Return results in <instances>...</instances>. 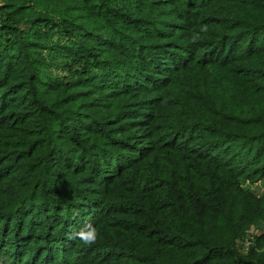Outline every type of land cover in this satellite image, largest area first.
<instances>
[{
  "label": "trees",
  "instance_id": "obj_1",
  "mask_svg": "<svg viewBox=\"0 0 264 264\" xmlns=\"http://www.w3.org/2000/svg\"><path fill=\"white\" fill-rule=\"evenodd\" d=\"M253 175L264 0H0V264H264Z\"/></svg>",
  "mask_w": 264,
  "mask_h": 264
},
{
  "label": "rangeland",
  "instance_id": "obj_2",
  "mask_svg": "<svg viewBox=\"0 0 264 264\" xmlns=\"http://www.w3.org/2000/svg\"><path fill=\"white\" fill-rule=\"evenodd\" d=\"M252 179H248V180H242L241 183L244 187L248 188L250 191H253L255 193L258 194H264V176H251ZM257 178V179H256ZM260 230L259 231H255L254 229H248L247 231V236H249V239L252 241H254L255 237L261 233L264 232V226H259ZM264 248V246H263Z\"/></svg>",
  "mask_w": 264,
  "mask_h": 264
},
{
  "label": "clouds",
  "instance_id": "obj_3",
  "mask_svg": "<svg viewBox=\"0 0 264 264\" xmlns=\"http://www.w3.org/2000/svg\"><path fill=\"white\" fill-rule=\"evenodd\" d=\"M201 30L207 31V26H201ZM195 38L196 37H194V39ZM97 235V229L93 225L87 224L85 227L74 233V238H78L85 245H91L96 242Z\"/></svg>",
  "mask_w": 264,
  "mask_h": 264
},
{
  "label": "built area",
  "instance_id": "obj_4",
  "mask_svg": "<svg viewBox=\"0 0 264 264\" xmlns=\"http://www.w3.org/2000/svg\"><path fill=\"white\" fill-rule=\"evenodd\" d=\"M250 243H251V240L249 239V236H246V238L243 241V245H244L245 249L248 248V246H249Z\"/></svg>",
  "mask_w": 264,
  "mask_h": 264
}]
</instances>
